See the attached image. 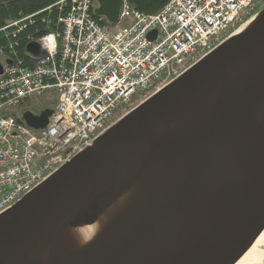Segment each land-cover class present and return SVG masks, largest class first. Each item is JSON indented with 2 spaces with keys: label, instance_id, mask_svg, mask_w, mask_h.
Returning a JSON list of instances; mask_svg holds the SVG:
<instances>
[{
  "label": "water",
  "instance_id": "1",
  "mask_svg": "<svg viewBox=\"0 0 264 264\" xmlns=\"http://www.w3.org/2000/svg\"><path fill=\"white\" fill-rule=\"evenodd\" d=\"M97 2L116 22L121 0ZM250 18L1 212L0 264H39L44 249L51 264H233L264 222V4ZM26 51L44 54L35 41ZM51 113L21 119L41 129ZM139 180L74 251L67 229L93 225Z\"/></svg>",
  "mask_w": 264,
  "mask_h": 264
},
{
  "label": "built area",
  "instance_id": "2",
  "mask_svg": "<svg viewBox=\"0 0 264 264\" xmlns=\"http://www.w3.org/2000/svg\"><path fill=\"white\" fill-rule=\"evenodd\" d=\"M261 1L167 0L156 12L144 13L121 0L111 23L95 15L97 0H59L1 26L0 213L129 105L207 54ZM31 41L40 45L42 57L26 51ZM54 98L44 128L22 121L23 112L42 110L27 109V103Z\"/></svg>",
  "mask_w": 264,
  "mask_h": 264
},
{
  "label": "bare ground",
  "instance_id": "3",
  "mask_svg": "<svg viewBox=\"0 0 264 264\" xmlns=\"http://www.w3.org/2000/svg\"><path fill=\"white\" fill-rule=\"evenodd\" d=\"M250 22L251 20L248 19V21L238 30H241ZM140 182L141 180L136 182V184L127 193L108 207L104 211L103 215L100 216L93 225L86 226L81 223H77L73 227L67 229V233L70 238L69 243L74 251H78L90 243L95 237H97L104 227L111 223L132 203L139 191ZM51 263L52 257L48 249H44L39 254V264ZM233 264H264V222L256 231L251 244Z\"/></svg>",
  "mask_w": 264,
  "mask_h": 264
},
{
  "label": "trees",
  "instance_id": "4",
  "mask_svg": "<svg viewBox=\"0 0 264 264\" xmlns=\"http://www.w3.org/2000/svg\"><path fill=\"white\" fill-rule=\"evenodd\" d=\"M56 1L58 0H0V27L9 20L33 13ZM166 2L167 0H130L134 8L144 13L156 12ZM37 27L41 29L40 21L37 22ZM31 28L35 30L34 27Z\"/></svg>",
  "mask_w": 264,
  "mask_h": 264
},
{
  "label": "rangeland",
  "instance_id": "5",
  "mask_svg": "<svg viewBox=\"0 0 264 264\" xmlns=\"http://www.w3.org/2000/svg\"><path fill=\"white\" fill-rule=\"evenodd\" d=\"M59 1V0H58ZM57 2V1H56ZM55 3V2H54ZM264 4V0L261 1L260 5L258 6L257 10L252 14L254 15ZM42 9V8H41ZM38 11V10H37ZM36 12V11H35ZM34 13V12H33ZM31 14V13H29ZM28 15V14H26ZM251 15V16H252ZM24 16V15H23ZM19 18V17H18ZM250 18V17H249ZM248 18V19H249ZM35 19H39V18H35ZM247 19V21H248ZM10 21V20H9ZM247 21L243 22V24H245ZM242 24V25H243ZM242 25H240L239 27H237L231 34H233L234 32H236ZM27 32L28 33H31V32H34L33 28L29 27L27 29ZM230 34V35H231ZM228 35V36H230ZM227 36V37H228ZM226 38V37H225ZM224 38V39H225ZM223 39V40H224ZM222 40V41H223ZM212 50V49H211ZM204 56V55H203ZM1 58V57H0ZM201 58V57H200ZM150 95H147L146 97H142L140 98V100H138L137 102H134L132 103L131 105H129V107L127 108V110L125 111V113H127L128 111H130L133 107H135L138 103L142 102L144 99H146L147 97H149ZM55 104V98L53 100H47V99H41V101H33V102H30V103H27L26 107L27 109H31L32 111H35V110H39V109H43V108H48V107H52L53 105ZM125 113L119 115L116 119L113 120V122H115L116 120H118L122 115H124Z\"/></svg>",
  "mask_w": 264,
  "mask_h": 264
}]
</instances>
